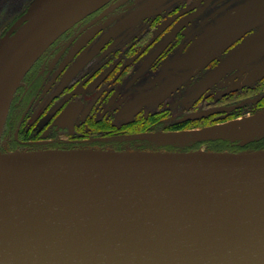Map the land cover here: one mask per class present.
Masks as SVG:
<instances>
[{
    "label": "water",
    "instance_id": "95a60500",
    "mask_svg": "<svg viewBox=\"0 0 264 264\" xmlns=\"http://www.w3.org/2000/svg\"><path fill=\"white\" fill-rule=\"evenodd\" d=\"M109 1L38 0L0 41V138L31 67ZM0 264H264V149L0 152Z\"/></svg>",
    "mask_w": 264,
    "mask_h": 264
},
{
    "label": "flooded vegetation",
    "instance_id": "af4514ba",
    "mask_svg": "<svg viewBox=\"0 0 264 264\" xmlns=\"http://www.w3.org/2000/svg\"><path fill=\"white\" fill-rule=\"evenodd\" d=\"M160 90L168 102L148 103ZM261 105L264 0H110L31 67L2 134L7 152L44 141L102 148L109 136L182 130ZM110 111L134 115L118 123ZM224 142L225 150L247 147Z\"/></svg>",
    "mask_w": 264,
    "mask_h": 264
},
{
    "label": "rangeland",
    "instance_id": "374dc122",
    "mask_svg": "<svg viewBox=\"0 0 264 264\" xmlns=\"http://www.w3.org/2000/svg\"><path fill=\"white\" fill-rule=\"evenodd\" d=\"M37 1L38 0H0V41L11 30V28L14 27V25L30 11ZM22 24L23 22L20 24V26ZM259 97H261V95L256 96L255 98ZM169 98L170 97L164 90H160L159 92L153 94L152 98H147L146 100L148 103H159L160 101L168 102ZM246 103L251 104V100H245L240 104L242 105ZM72 106H75L74 103L70 105V107ZM109 113L114 115L113 118L117 120L118 123L124 122L127 119H131L134 115V112L132 111H110ZM202 114L204 113H199L198 115L202 116ZM175 115L176 114L173 113L170 116ZM196 116L197 115L194 117ZM7 120L8 116L3 128V132L5 131L4 129L7 124ZM215 121L214 123L210 124H190L186 129L182 130L154 129L130 136H109L107 138L109 141H107L108 145L106 147H90L88 145V147L77 149H94L117 152H208L214 151L216 149L213 145L219 144L215 146L217 148L225 147L227 142H224V140H231L235 142L237 141L238 146L245 147L247 145L245 148L248 150H253L252 147L248 146L257 140L264 138L263 105L259 106L255 112L250 113L245 110L242 113H237L236 111L233 115H221L219 118H216ZM163 123L165 124L167 122ZM221 128H226L229 130V132H220ZM2 135L3 134H1V137ZM220 136L229 137V139L219 138ZM2 138H5L4 135ZM2 138H0V152L2 153L61 150L56 148L50 149L51 145L44 141V143L41 142V144H38V148L40 149L7 152L8 150H6V146L10 143V141L8 138H5L4 140ZM215 152H217V150ZM232 152H238V150Z\"/></svg>",
    "mask_w": 264,
    "mask_h": 264
},
{
    "label": "trees",
    "instance_id": "16d2710c",
    "mask_svg": "<svg viewBox=\"0 0 264 264\" xmlns=\"http://www.w3.org/2000/svg\"><path fill=\"white\" fill-rule=\"evenodd\" d=\"M217 145H219V144H215V145H213L214 146V148H216L214 151H224L225 149H224V147L221 149V148H217V147H215V146H217ZM248 147H252L253 148V150H259V149H264V138H262V139H259V140H257L256 142H254V143H252V144H250ZM248 150L247 148H242V149H237L238 151H243V150ZM237 150H232V151H237Z\"/></svg>",
    "mask_w": 264,
    "mask_h": 264
}]
</instances>
